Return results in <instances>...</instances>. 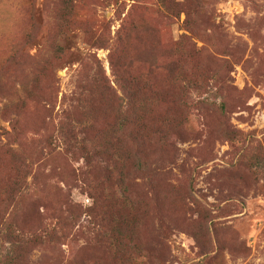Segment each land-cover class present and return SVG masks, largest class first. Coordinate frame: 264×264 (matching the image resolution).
<instances>
[{"label": "rangeland", "instance_id": "obj_1", "mask_svg": "<svg viewBox=\"0 0 264 264\" xmlns=\"http://www.w3.org/2000/svg\"><path fill=\"white\" fill-rule=\"evenodd\" d=\"M70 1L0 0V264H264V0Z\"/></svg>", "mask_w": 264, "mask_h": 264}, {"label": "trees", "instance_id": "obj_2", "mask_svg": "<svg viewBox=\"0 0 264 264\" xmlns=\"http://www.w3.org/2000/svg\"><path fill=\"white\" fill-rule=\"evenodd\" d=\"M65 4H66V7L69 9L70 8V5H71V1L70 0H66ZM171 71L172 72H175L176 73L175 75L181 74L182 72H183V74H185L184 71L179 72V71H176V69H173ZM183 76H185V75H183ZM106 87H107V89H108L109 92H112V96H114L115 94H114L113 87L111 85H109V86L106 85ZM166 110L167 111H172L170 109H166ZM72 125H73V122L72 123H69L68 127L73 128ZM140 125H141L140 123L137 124V130L139 129L141 131L142 127ZM142 126L146 127L145 125H142ZM156 126H157V124H155L153 126L149 125V127H148V128L151 127V129L149 131V138L150 139H151V132H152L153 129H155L154 133H156V136L160 140L162 139L163 141L165 140L167 142H168L169 139H171V137H173L177 132L180 131L179 130L180 127H178V125H176V124L171 125L169 122H168V124H165L164 123L162 126L159 125L158 126V129L155 128ZM145 138H146V135L143 134V133L140 134V135H138L137 138H136L137 139V143H139V145L142 146V143L146 141ZM13 172H14V177H13L14 179L11 182V189L12 190H15V189L18 188L19 185L21 186V184L24 181L25 175H24V171L20 170V168H18V167H13ZM14 247H16V245ZM14 247H13V249H14ZM13 249L10 250V251H13ZM4 264H17V263H16V261H14V258H12L10 260H6L4 262Z\"/></svg>", "mask_w": 264, "mask_h": 264}]
</instances>
